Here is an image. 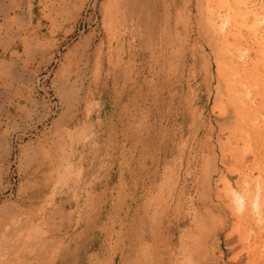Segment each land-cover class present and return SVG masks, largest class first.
<instances>
[{"label":"rangeland","instance_id":"rangeland-1","mask_svg":"<svg viewBox=\"0 0 264 264\" xmlns=\"http://www.w3.org/2000/svg\"><path fill=\"white\" fill-rule=\"evenodd\" d=\"M0 98L22 264H264V0H0Z\"/></svg>","mask_w":264,"mask_h":264},{"label":"bare ground","instance_id":"bare-ground-1","mask_svg":"<svg viewBox=\"0 0 264 264\" xmlns=\"http://www.w3.org/2000/svg\"><path fill=\"white\" fill-rule=\"evenodd\" d=\"M35 229V224L33 225L31 222L30 224L23 225L17 221L14 225L4 228V231H0V264H22L28 258L29 260L35 258L38 251V241L31 234ZM31 244L33 245L29 247ZM53 250V248L49 250L52 251L51 254ZM55 262L56 264L58 263L56 259ZM27 263L26 261L24 264ZM42 264H46V262L44 261Z\"/></svg>","mask_w":264,"mask_h":264},{"label":"crops","instance_id":"crops-1","mask_svg":"<svg viewBox=\"0 0 264 264\" xmlns=\"http://www.w3.org/2000/svg\"><path fill=\"white\" fill-rule=\"evenodd\" d=\"M197 28V27H196ZM9 98H10V96H8ZM1 98H4V96L3 95H1ZM0 98V99H1ZM13 100H15L14 98H13ZM29 100V99H28ZM31 101V100H30ZM28 102V104H31V102ZM23 104H25L24 105V107H26L27 105V103L25 102V103H23ZM23 104H20L19 103V106L18 107H16L15 106V104H13V105H8L7 107H6V110L5 111H0V121L2 122L1 123V125H2V127L3 126H5V125H7V121H8V118H6V117H8L7 115H8V111L10 112L11 110H12V112H13V114H19V112H21V110H22V107L21 106H23ZM11 106V107H10ZM17 109V110H16Z\"/></svg>","mask_w":264,"mask_h":264}]
</instances>
